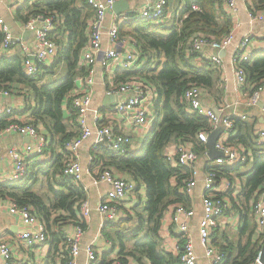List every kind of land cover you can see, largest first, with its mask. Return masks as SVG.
Returning a JSON list of instances; mask_svg holds the SVG:
<instances>
[{"label": "trees", "instance_id": "1", "mask_svg": "<svg viewBox=\"0 0 264 264\" xmlns=\"http://www.w3.org/2000/svg\"><path fill=\"white\" fill-rule=\"evenodd\" d=\"M180 2V12L173 16L169 25L168 22L156 24L151 20H142L126 22L119 28L120 34L130 35L136 41L140 51L139 64H142L136 70H121L119 80L125 81L130 76H137L155 93L154 118L138 150L117 154L109 149L106 142H102L94 152L95 161L101 171L109 170L116 176L129 177L136 184V188L143 185L146 189V200L143 204L133 205L132 212H127L126 220L108 222L103 227V233L110 241L119 242L120 251L116 258L122 264H128V259L135 260L137 264H179L177 255L166 252L161 247L160 230L164 213L170 206L188 204V196L180 190L185 186L189 172L181 167L169 165L165 159V151L170 142L181 139L192 140L198 156H204L207 152L206 144L198 141L196 134L200 131L210 133L211 124L207 118L191 113L183 96L191 84L211 89L217 74L209 63L196 62V56L189 53V40L197 34L219 39L231 31L232 21L223 8L225 0ZM29 3L26 1L16 10L18 14L27 10V17H18L26 21L36 13L53 16L52 37L57 46L56 55L50 64L39 65L37 72L31 75L25 73L19 55L12 58L1 57L0 89L11 91L13 82H19L24 87L23 93L28 100L25 110L30 112L26 122L38 129L42 126L50 135L51 143L44 149V154L59 147L54 167L59 168L61 174L67 154L65 145L79 133L72 98L77 87V78L84 74L79 67V59L81 50L86 45V25L93 15V10L86 0H33ZM192 4H196L198 9L192 10ZM249 6L253 13L262 11L264 0H250ZM240 66L246 77L243 91L252 94L264 84V51L253 52ZM65 107L70 111L68 117ZM12 114L13 111L10 115L0 116V129L10 122H19L9 120ZM235 130L236 135L230 137V143L250 147L252 161L247 156L245 162L232 167L212 168L217 177L226 175L232 180L231 171H235L237 176L244 179V198L255 199L264 192V157L259 155L263 148L255 147L256 134L248 121L235 119L233 132ZM35 158L38 157L33 159ZM40 163L49 162L45 160ZM248 163L251 164L248 170L240 173L238 168ZM27 177L28 170L22 181L27 180ZM59 185L61 189L52 192L53 198L48 205L42 202L31 186L26 185L27 187L17 190L9 186L10 188L5 189L7 199L18 206H28L45 224V242L50 245L46 264H68L69 252L60 227L70 222L82 227L85 225L79 214L81 203L86 198L83 186L71 177L63 175ZM58 213L61 214L53 215ZM129 221L132 223L127 225ZM127 243L131 246L128 247ZM257 250L255 245L250 250L246 247L231 259L232 261H229L228 256L223 264L252 263Z\"/></svg>", "mask_w": 264, "mask_h": 264}, {"label": "built area", "instance_id": "2", "mask_svg": "<svg viewBox=\"0 0 264 264\" xmlns=\"http://www.w3.org/2000/svg\"><path fill=\"white\" fill-rule=\"evenodd\" d=\"M26 1L33 0H13L10 9L16 11ZM118 0H86L87 4L93 10L92 17L86 25V45L82 49L81 58L79 59L85 68V73L81 76L84 90L74 94L72 98V107L75 110V120L78 127V135L71 138L65 145L67 154L62 165V175L71 177L74 181H80L82 177V166L80 163L79 148L81 144L95 136L92 148L96 149L99 142H106L109 149L117 154H125L131 145V139L125 135H114L108 126H99V116L97 110L91 108L93 76L95 73L96 57L103 54L102 59L98 63L104 70H112L113 67L119 66L124 70H136L139 68L140 51L134 38L130 35L120 34L119 28L129 21L151 20L156 24H163L170 21L174 15L180 12V7H176L174 11L168 10L169 0H144V5L139 8L125 9L114 18L105 29V20L108 11L112 5ZM132 1V0H127ZM237 0H225V6L233 10L236 8ZM192 10H197L196 4L191 5ZM250 12L251 19H264V10ZM169 19V20H168ZM26 28L33 33V43L28 44L18 38H15L8 30L4 21L0 18V29L2 38L0 40V56L2 52L9 51L18 47L24 54L23 67L27 75L37 72L38 66L46 60L52 59L56 55L57 46L52 35L54 32L53 16H46L41 13L31 15L25 24ZM125 37H121V36ZM106 36L109 46L103 47V39ZM236 37L235 31H231L223 37L217 39L213 36L205 34H197L189 40V53L194 56L204 58L208 63L216 66L221 64V57L218 52L228 49ZM250 37L245 35L241 38L239 44L232 49L231 63L235 74V87L238 91H243L246 82L245 72L240 66L241 62L249 59L248 43ZM213 53L206 54V50ZM264 88V84L259 86L248 98V104L254 105L258 99L259 92ZM205 87L198 84L189 85L184 92V100L187 108L191 113H197L208 119L211 124V131L218 126H222L215 148L222 155L211 160L210 167L206 170L203 180L205 194L201 197V217L197 222L198 238L203 248V256L208 259L209 264H223L226 255L223 250L213 245L211 235L217 227V220L230 210V202L225 195L219 196L215 194V184L217 177L215 170L212 168L217 166L232 167L238 163L246 161L249 154L241 152V150L233 147L229 141L233 135L234 115L225 111L224 105H218L214 108L206 105L202 100L205 93ZM122 92L129 94L126 99L117 102L110 107V111L121 114L128 124L134 127H143L149 125L154 118L153 113L149 110L151 98L155 96L154 91L146 85L139 77L130 76L125 81L116 85H112L108 89V93ZM9 90L0 89V95H8ZM152 104V102H151ZM264 115V106L261 108ZM12 108L0 106V116L10 115ZM92 117H91V116ZM240 120L246 118L245 114L237 115ZM6 133H19L27 135L32 142L23 145L22 148L14 146L7 151V155L12 161V172L10 179L21 181L28 170L29 160L34 157H41L44 161V149L47 147V138L29 122H10L8 125L0 129V135ZM207 132L200 131L196 134V139L206 144L208 137ZM101 139V140H99ZM172 144V145H170ZM256 144L264 149V128L256 132ZM208 151V149H207ZM207 154V152H206ZM165 159L172 167H181L189 172V178L185 182V186L181 189V193L190 195L195 187V178L190 174V170L194 174V165L198 159V155L194 151L192 140L172 141L168 144L165 151ZM94 160V157H93ZM21 179V180H20ZM97 181H102L110 185V189L105 196V200L100 202L96 208L97 212L104 217V222H115L119 219L118 204L127 196L136 190V184L132 180L114 175L109 170L101 171L97 176ZM229 186V183H227ZM81 215L86 218L90 209L88 203H81ZM8 209L12 214H18L22 224H31L29 229H23L19 234V241L26 246H34L38 243L45 242L47 239V230L45 224L38 220L28 206H18L10 201ZM251 211L256 225L264 229V195L255 198L251 204ZM171 224L175 228V232L179 235L180 243L175 247L176 255L179 258V264H201L199 256L196 254L193 239L190 234L192 218L195 215L193 208L186 207L183 204L172 206ZM84 229L77 225L74 226L73 232L69 236H65L66 245L69 252L68 264H78V257L82 248L80 241ZM87 260L93 264L97 261V254L91 245L83 248ZM254 259L259 264L262 262L263 252L258 249ZM0 264H8L11 260L10 248L7 243L0 241ZM108 264H122L120 260L115 258Z\"/></svg>", "mask_w": 264, "mask_h": 264}, {"label": "crops", "instance_id": "3", "mask_svg": "<svg viewBox=\"0 0 264 264\" xmlns=\"http://www.w3.org/2000/svg\"><path fill=\"white\" fill-rule=\"evenodd\" d=\"M12 1L13 0H0V18L4 21V24H6L8 30L15 38L25 41L28 44H32L33 33L25 26L27 20L24 21L22 18H19H26L28 14L27 10H24L22 14H18L19 12L17 11H12V9H10ZM143 1L144 0L128 1L129 7H142L144 5ZM249 5L250 0H237L236 8L233 10L228 9L225 4L223 5L224 10L231 17L232 30L235 31L236 37L232 45L228 49L223 50L224 54L220 55V51L218 52V55L221 57L220 65L216 66L211 62L209 63V65L215 69L217 77L213 87L211 89L208 88V90L205 89V93L202 95V100L206 105L211 106L212 108L218 105H224L225 111L233 114L235 119L240 120L237 115L245 114L246 118L244 120L252 124L254 133L256 134L257 130L264 128V115L261 111V108L264 106V88L259 92L256 103L254 105H249L248 98L250 94L246 91H238L235 87L236 79L231 63L232 49L239 44L241 38L245 35H249L250 37L248 43L249 56H251L253 52L264 51V19H251ZM114 15L115 13L112 10L108 11L105 20V29L114 18ZM2 35L0 29V40ZM121 37L125 36L123 35ZM108 46L109 43L105 36L103 39V47L106 48ZM211 53L213 52L208 49L203 57H207V55ZM17 55L20 56L23 64L24 54L18 47H15L8 52H2L0 59L3 56L12 58ZM102 57L103 54H99L96 57L93 85L91 86V108L93 111L97 110V115L100 117L98 121L99 126L110 127L114 135L128 136L131 139V151H136L139 149L141 141L150 130L152 121L147 126L136 128L128 124L127 120L123 119L121 114L109 110L110 107L114 106L117 102L126 99L129 94L122 92L108 93L110 86L122 82L119 78L120 71L123 69L117 66L113 67L112 70H104L98 64ZM195 60L198 64H204L207 62L204 58H199V56H196ZM52 61L53 58L46 60L43 64H50ZM138 66L141 67L142 64H138ZM79 67L82 68L85 73V68L81 65L80 61ZM83 75H79L77 78V87L74 90V94L85 88L83 82H81V76ZM13 86V89H10L11 91L8 95H0V106L12 108L13 114L9 117V120L26 122L30 117V112L25 110L28 100L26 99L25 93H23L25 91L24 87L19 82H13ZM149 103L151 106V108L149 106V110L154 115L153 100L152 104L151 101H149ZM31 104L33 105L34 102ZM65 113L67 117L70 114V111L67 110L66 107ZM75 129L76 126H74V130ZM38 130L47 138L48 147L51 143L50 135L42 126H39ZM236 132L237 130L234 131L232 136L236 135ZM94 139L95 136L85 140L79 148L82 177L78 182L83 186L86 194L84 201L88 203L90 212L84 219V233L80 241L82 251L78 257V264H91L87 260V256L83 250L88 244L93 247V250L97 254V261L93 264H108L118 257L120 251L119 242L117 240L110 241L104 235L103 227L108 222H104V217L96 210L98 204L105 200L110 185L102 181H97L99 166L95 161L94 152H96V149L91 147ZM102 140L99 144L104 142ZM31 142L32 140L27 135L19 133H6L0 135V241L7 243L10 248L11 260L8 264H46L48 251L50 249L48 242L38 243L34 246H26L23 242L19 241L20 232L23 229H29L31 224H22L21 218L18 214L10 213L8 205L11 200L5 197V189L10 188L9 186H11V189L17 190L28 185L31 186L32 190L35 191L37 195H39L42 202L48 205L50 199L53 198L52 192L61 189L59 182L62 178V174H60L59 168L55 169L54 167V160H56L55 155L60 151L58 146L54 151L45 154L44 161L47 160L49 162L47 164L40 163V161H42L41 157L35 158L39 162L35 159L29 160L28 177L27 180H23L26 181L25 183L22 180L21 182H14L16 180L12 181L10 179L12 161L8 157L7 151L14 146L22 148L23 145ZM231 145L241 150V152L249 154L248 158L252 161V149L250 147H245L243 144L234 142L231 143ZM256 145L255 147H258ZM262 150L263 151L259 152V155L264 157V149ZM210 161L211 159L207 154L204 156H198L194 165L195 173L193 174L190 170V174L194 176L196 184L190 195H186L189 199L188 204H183L186 207L193 208L195 211L190 227V234L193 239L195 252L199 256L201 264H209L208 259L203 256V248L199 243L197 222L201 217V197L205 194L203 187L204 175L211 163ZM250 165L251 164L248 163L247 165L240 166L238 171L242 173L248 170ZM231 176L233 180L226 175H221L215 184V194L219 196L225 195L228 198L231 207L228 212L217 220L218 225L211 235V242L214 246L224 251L226 258L230 256L228 257L229 261H232L231 259L238 256L242 249L247 247L248 250H250L255 245L257 249H260L263 252L262 262L264 263V229H261L256 225L251 211V204L254 198L248 200L244 198L243 177L241 178L237 176L235 171H231ZM118 177H122V175H118ZM125 179L131 180L129 177H126ZM227 183H229V186H227ZM1 191L4 194L1 193ZM262 195H264V192ZM145 200L146 189L143 185H140L135 191L131 192L127 198L118 204L119 219H117V221L126 220L128 216L127 212H132L131 208L133 205L143 204ZM171 212L172 206L166 210L162 219V227L160 230V235L162 237L161 247L166 252L175 254V247L180 243V239L179 235L175 232L174 226L171 224ZM33 214L38 220H41L36 212H33ZM59 214L61 213L53 215L57 216ZM79 214L81 216V208L79 209ZM131 223L132 221H129L127 222V225H130ZM74 226L75 225L70 222L63 224L60 229L63 231L64 236H69L73 232ZM127 246L130 247L131 244L127 243ZM223 246L226 247L224 248ZM245 255H247V253H245ZM1 261L0 258V262ZM127 263L137 264L133 259H128ZM143 264L149 263L143 262ZM249 264L259 263L253 261Z\"/></svg>", "mask_w": 264, "mask_h": 264}, {"label": "water", "instance_id": "4", "mask_svg": "<svg viewBox=\"0 0 264 264\" xmlns=\"http://www.w3.org/2000/svg\"><path fill=\"white\" fill-rule=\"evenodd\" d=\"M128 8H129V2L127 0H118L112 5L111 10L114 13L119 14L121 11L128 9ZM219 53H220V55H222V54H224V51L222 50ZM222 130H223L222 126H218L216 129H214L212 132H210L208 134V137L206 140V146L208 149L207 155L211 160L222 155V153L219 152L215 148V143H216L220 133L222 132Z\"/></svg>", "mask_w": 264, "mask_h": 264}, {"label": "rangeland", "instance_id": "5", "mask_svg": "<svg viewBox=\"0 0 264 264\" xmlns=\"http://www.w3.org/2000/svg\"><path fill=\"white\" fill-rule=\"evenodd\" d=\"M168 10L170 11H174V6H176V7H181V2H180V0H169V4H168ZM169 20V19H168ZM169 23H171V21H168V25H169ZM126 29V28H125ZM127 30V29H126ZM129 30H130V28H129ZM144 62V61H143ZM152 98H151V102H152ZM150 108H151V106H150ZM133 126V125H132ZM131 146V145H130ZM128 147L129 148V150L131 151V147ZM61 174H62V168H61ZM123 178V177H122ZM81 217H82V215H81ZM83 218V217H82ZM83 219H85V218H83ZM75 226H77V225H75ZM79 226H81V225H79ZM82 227V226H81ZM83 229H84V226L82 227ZM227 234H228V232H227Z\"/></svg>", "mask_w": 264, "mask_h": 264}]
</instances>
